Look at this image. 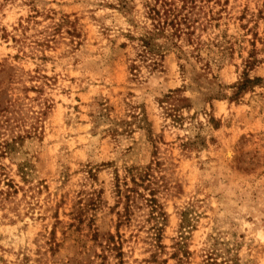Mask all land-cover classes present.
Masks as SVG:
<instances>
[{
    "label": "rangeland",
    "instance_id": "374dc122",
    "mask_svg": "<svg viewBox=\"0 0 264 264\" xmlns=\"http://www.w3.org/2000/svg\"><path fill=\"white\" fill-rule=\"evenodd\" d=\"M150 2L0 0V264H264V0H193L183 52L141 46ZM147 165L160 244L116 214Z\"/></svg>",
    "mask_w": 264,
    "mask_h": 264
},
{
    "label": "trees",
    "instance_id": "16d2710c",
    "mask_svg": "<svg viewBox=\"0 0 264 264\" xmlns=\"http://www.w3.org/2000/svg\"><path fill=\"white\" fill-rule=\"evenodd\" d=\"M188 1L191 4L189 10L187 5ZM193 7V0H152V2L147 4V14L152 21V28L146 30L145 34L139 37L141 46H143L146 51H152V48L159 49L160 46H164L163 44H165V46L172 45L179 47L177 41L182 38L188 43H193L195 28V22L191 18V9ZM156 35L165 38L163 44H157L153 41ZM178 49L183 52L180 47ZM154 63L157 64L158 61L155 59ZM246 63L249 66L252 62L247 61ZM259 79L261 78H249L247 73H243L242 79L234 85L236 88L234 96H238V94L243 92L250 84L257 82ZM176 90L179 89L170 90L161 100L162 102L169 99L174 100V102H169V106L165 107L169 111L178 110V101H188L187 97H176L174 94ZM170 113H173V117H176L175 112ZM1 145L9 146V141H0V147ZM0 153H4L2 147L0 148ZM158 178L159 177L153 173L151 165H147L141 168H129L127 176L125 175L121 181L116 177L114 184L116 204L120 207V209L116 210L118 223L129 222L135 208L144 206L148 220L152 221L150 227L153 229L151 237L155 240L154 244H156L157 241L158 244H160L162 223L165 219V211L157 196V192L161 186V184H158ZM138 198L142 199V204H138ZM95 232L93 236L97 239V234ZM105 242L107 248L112 250L115 249V255L121 257L122 250L119 247L121 242L115 240L114 234L108 232L105 237Z\"/></svg>",
    "mask_w": 264,
    "mask_h": 264
}]
</instances>
